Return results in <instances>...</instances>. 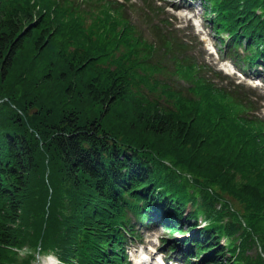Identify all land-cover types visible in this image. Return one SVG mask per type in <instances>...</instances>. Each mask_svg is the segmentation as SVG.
<instances>
[{
	"label": "trees",
	"instance_id": "obj_1",
	"mask_svg": "<svg viewBox=\"0 0 264 264\" xmlns=\"http://www.w3.org/2000/svg\"><path fill=\"white\" fill-rule=\"evenodd\" d=\"M83 3L0 0V264H31L24 247L123 264L151 213L176 230L209 221L190 248L209 254L201 264H264V121L251 102L201 76L164 20L147 14V41L122 3ZM205 3L218 32L246 40L245 62L264 60V0Z\"/></svg>",
	"mask_w": 264,
	"mask_h": 264
},
{
	"label": "rangeland",
	"instance_id": "obj_2",
	"mask_svg": "<svg viewBox=\"0 0 264 264\" xmlns=\"http://www.w3.org/2000/svg\"><path fill=\"white\" fill-rule=\"evenodd\" d=\"M123 1V0H120ZM127 2V1H126ZM130 3L134 5L132 7H125L123 11L124 16H127L131 19L132 23H137L138 15H141L140 9H149L150 11L154 10L158 19L166 18L168 22L174 25L175 28L178 29V34L180 37L184 38L190 46V50L188 53L197 57L200 62L206 63L210 68L219 70L222 69L220 66V62L224 60V56L221 55V52L227 49L226 46L221 45L220 39H224L227 41V34L220 35L212 28L211 24V15L204 13V6L201 0H130L129 3H126L125 6H128ZM181 4V5H180ZM185 7L188 9L191 16H193L192 21H188L185 18L183 19L180 14L184 13L183 11L177 13L172 7ZM83 8V5L80 7ZM152 14V13H151ZM87 20H89L87 18ZM140 20V19H139ZM192 23L201 24L199 26H193ZM232 63V62H231ZM222 72V71H221ZM207 77H210V74H207ZM255 76H247L245 79L237 78L235 75L226 78H216L210 77L214 82L220 85H224L226 82H238L242 81L243 83H255L260 81L259 78L255 79L253 82V78ZM264 78V76L262 75ZM250 79V80H248ZM263 80V79H262ZM254 92L259 96L258 106H260L259 111H253L251 113L256 114V116L264 118V86L251 88ZM255 101V100H254ZM250 113V112H249ZM234 208L241 210V206L239 203L233 201ZM146 223V222H145ZM159 224L157 222L152 223L147 227H138L139 232L142 238L141 243H143V253H150L146 248H150L152 251H156L158 247H161V254H164L165 249H167L166 244L162 245L161 238L169 237L168 233L164 231L162 228L158 227ZM185 227V226H184ZM187 228V227H186ZM151 234V235H150ZM154 240L153 242L147 241V239ZM170 239H176V236L170 235ZM175 241V240H174ZM140 244L139 242H137ZM135 244V243H134ZM133 244V245H134ZM130 245L126 248L129 250ZM20 250H18L19 252ZM27 252L26 248L21 250L18 255V259H25V255L23 253ZM160 252V251H159ZM159 252H155V255ZM253 253V252H250ZM206 255V254H205ZM152 258V257H151ZM150 258V259H151ZM40 264L46 263L47 259L44 256H40Z\"/></svg>",
	"mask_w": 264,
	"mask_h": 264
},
{
	"label": "bare ground",
	"instance_id": "obj_3",
	"mask_svg": "<svg viewBox=\"0 0 264 264\" xmlns=\"http://www.w3.org/2000/svg\"><path fill=\"white\" fill-rule=\"evenodd\" d=\"M51 263H52V264H55L53 260H52V262H51ZM141 263H142L141 261H140V262H138V264H141Z\"/></svg>",
	"mask_w": 264,
	"mask_h": 264
}]
</instances>
